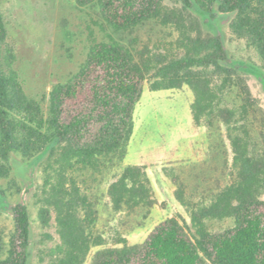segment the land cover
<instances>
[{
    "label": "trees",
    "instance_id": "1",
    "mask_svg": "<svg viewBox=\"0 0 264 264\" xmlns=\"http://www.w3.org/2000/svg\"><path fill=\"white\" fill-rule=\"evenodd\" d=\"M179 1L208 21L234 15L232 29L262 61L259 78L264 85V0ZM77 2L96 10L106 38L93 40L79 70L52 87L47 109L27 94L13 67L15 53L6 50L8 30L0 13V163L9 165L14 154L30 160L48 152L53 159L46 168L39 218L48 225L55 210L62 262L82 264L91 248L103 242L93 231L100 196L90 185L83 187L85 176L95 182L97 174L123 162L134 109L143 82L150 79L155 90L189 85L195 93V122L210 129L226 126L234 153L232 178L201 201L187 197L186 183L178 182L176 196L188 207L192 227L167 218L140 244L97 251L93 264H264V109L237 75L243 66L232 59L221 35L203 40L181 33L180 56L157 52L139 47L137 36L127 35L151 21L167 24L171 17L164 12V0ZM62 32L72 39L66 27ZM82 94L87 95L83 102ZM153 192L143 165L124 167L106 191L114 211L146 209L144 218L154 207ZM12 211L15 229L8 247L0 246V264H28L30 212L25 203ZM217 219L232 224L213 230L208 221Z\"/></svg>",
    "mask_w": 264,
    "mask_h": 264
},
{
    "label": "rangeland",
    "instance_id": "2",
    "mask_svg": "<svg viewBox=\"0 0 264 264\" xmlns=\"http://www.w3.org/2000/svg\"><path fill=\"white\" fill-rule=\"evenodd\" d=\"M163 9L171 17L167 24L151 21L127 37L137 36L139 47L148 45L154 51L180 56L182 49L177 41L181 33L203 40L221 35L232 59L243 66L236 69L237 75L264 109V85L259 78L262 61L247 39L232 29L234 15L208 21L198 9H183L179 0H164ZM0 13L8 30L6 50L15 53L13 67L21 75L27 94L45 109L52 87L79 70L93 40L106 38L97 24L100 16L96 10L77 0H0ZM63 27L71 32V40L65 39ZM86 98L82 94L80 101ZM194 100L189 85L155 90L150 79L143 82L125 159L97 174L95 182L90 175L85 176L87 184L83 187L90 185V191L100 196V213L93 231L103 242L91 248L82 264H93L101 249L142 243L167 218L176 217L187 228L192 227L188 207L176 196L178 182L186 183L187 197L201 201L231 181L234 153L226 126L210 129L197 124L192 111ZM52 161L48 152H42L30 160L14 154L9 165L0 163V246L4 250L8 247L15 229L12 207L25 203L31 216L28 264H65L64 255L57 250L63 241L55 210L48 225L39 218L46 168ZM129 165L145 166L151 180L155 203L146 218V209L114 211L106 193L108 184ZM262 192L264 199V187ZM208 224L213 230H222L232 221L217 219Z\"/></svg>",
    "mask_w": 264,
    "mask_h": 264
}]
</instances>
